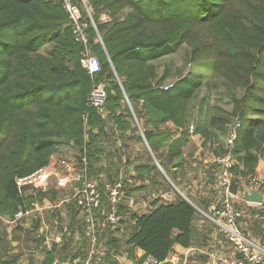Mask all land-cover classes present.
<instances>
[{
    "label": "trees",
    "instance_id": "16d2710c",
    "mask_svg": "<svg viewBox=\"0 0 264 264\" xmlns=\"http://www.w3.org/2000/svg\"><path fill=\"white\" fill-rule=\"evenodd\" d=\"M232 2L87 0L96 26L87 27L89 46L100 63V70L89 75L80 63L84 47L74 39L73 20L62 0H0V222L2 218L12 219L18 210L28 209L35 200L42 203L49 199L58 205L47 211L49 214L57 218V208L65 212L67 221L59 220L60 231L69 230L71 234L65 237V245L71 243L75 232L81 241V247L74 253L69 249L64 259L85 256L90 243L83 234L84 222L76 203L62 200L58 204L60 198L72 194L73 187H58L54 178L50 182L54 186L46 195L42 188L24 187L19 192L16 185L17 178L47 166L53 155L68 147L76 151L74 165L86 167L87 175L98 179L101 186L105 180H123L126 195L120 204V226L113 230L104 223L97 236V247L107 252L105 262L118 264L112 253L125 254L127 264H142L147 257L160 263L175 245L186 248L203 243L193 227L198 216L193 202L204 210L208 202L203 196L200 201H193L190 195L186 200L177 193L173 201L157 196L143 211L133 210L126 200L140 192L145 196L152 191L172 190L170 181L161 177V169L179 187L183 182L180 176L186 172L181 148L190 135L215 138L226 124H232L229 135L235 133L231 149L234 163L229 172L238 188L255 178L264 151V0L245 4L241 0L234 7ZM76 5L80 10L79 3ZM102 13H107V21H101ZM83 20L89 21L87 16ZM203 23L210 24L221 44L220 51L207 61L200 60L202 41L194 39L188 44V59L194 67L187 72L186 67L178 69L170 82L171 57L188 40L191 26ZM208 61L212 73L240 89V93L230 95L229 108L221 114L203 117L197 130L193 102L205 85ZM97 83L104 84L107 94L104 117L88 103ZM204 100L201 97L197 105ZM133 115L142 119L143 125L141 133L132 135L130 131L136 129ZM168 123L180 129L178 137L167 129ZM114 135L119 154L111 163L109 140ZM129 141H139L147 153L130 160ZM226 152L227 144L220 156ZM110 168L116 174H111ZM132 171L137 175L134 179ZM159 175L160 180L155 177ZM146 178L150 187L144 183ZM258 186L264 192V183ZM101 193L106 209L107 197L102 188ZM96 217L102 220L104 216L97 213ZM40 224L41 219L35 220L36 232ZM249 229L264 243V228L258 222L252 221ZM38 238L34 241L41 243ZM51 250L54 252L55 247ZM52 261L46 259L45 264ZM15 262L16 258H0V264Z\"/></svg>",
    "mask_w": 264,
    "mask_h": 264
},
{
    "label": "built area",
    "instance_id": "2783aa9c",
    "mask_svg": "<svg viewBox=\"0 0 264 264\" xmlns=\"http://www.w3.org/2000/svg\"><path fill=\"white\" fill-rule=\"evenodd\" d=\"M63 5L67 8L70 16L73 20V35L74 39L83 45L84 51L82 53L80 63L85 71L89 75H94L100 70V63L97 57L93 54L91 47L89 46V36L87 33V27L89 24L96 29L95 22L91 15V10L87 4V0H62ZM76 3H79L87 14L89 21H84L81 16V10L77 8ZM101 21H107L109 19L107 13L100 15ZM98 40L101 41L99 35ZM170 85L165 86L166 89ZM107 94L103 83H97L93 86L88 103L104 117L106 115L105 102ZM190 132L193 131V125L189 126ZM235 133L232 131L227 139V152L225 155L220 156L214 160L215 164L221 165L219 172V186L221 188L220 196L211 200L206 209L202 210L196 207L203 217L212 223L214 227L224 236L225 241L231 247V252L228 254H216L211 253L210 264H264V243L260 238L251 236L246 228L241 226L239 219L242 216V210L236 206L235 199L238 194L232 195L229 191L230 176L229 167L234 163V159L231 156V149L233 147V139ZM73 166V171L68 170L69 166H66V170L54 169V167L47 166L41 167L31 174L17 178L16 185L21 192L24 187H31L34 189H44L48 186L52 179L56 178V185L58 187H66L71 185L73 192L67 196L62 202L74 201L79 210V215L83 218L84 231L83 234L89 241L86 252L83 257H76L72 260H55L52 264H109L105 262L104 257L107 255L105 249L97 247V236L100 233L104 223H108L111 229L116 230L120 226L122 216L120 214V204L125 200V191L123 180L119 178L116 182L111 183L105 180L101 184L98 179L89 177L87 175V169L77 168ZM254 188H260L258 185L260 182L254 178L251 181ZM101 188L105 191L107 197L106 209L102 203ZM43 201L39 203L37 200L32 202L31 206L26 210H18L12 219H9L10 223L16 224L22 222L26 217L34 212H41L44 210L51 211L58 205H51ZM100 213L104 216L102 220L96 217V214ZM69 236V234H68ZM52 243L60 244L62 236H55L48 239ZM110 256L118 262V264H127L126 255H115L110 253ZM166 264H176L175 261L169 263L166 260ZM142 264H159V262L153 260L151 257H147Z\"/></svg>",
    "mask_w": 264,
    "mask_h": 264
},
{
    "label": "rangeland",
    "instance_id": "374dc122",
    "mask_svg": "<svg viewBox=\"0 0 264 264\" xmlns=\"http://www.w3.org/2000/svg\"><path fill=\"white\" fill-rule=\"evenodd\" d=\"M250 1L251 0H242V2H244L243 4H245L247 2H250ZM240 3H241V0H233L231 5L233 7L234 6H239ZM80 10H81V16H82V19H83V16L85 17V16H87V14L84 12V9H83V7L81 5H80ZM194 39H198V40L202 41V43L200 44V47H199L200 60L207 61V60H209L208 57L217 56V53L221 49L220 42L212 34V28H211L210 24L203 23V24H197V25L191 26V28H190V30L188 32V40L186 42H184L182 44V47L178 50V52L176 54H174L173 57H171L172 60H173V71H172L173 76L170 78V82L175 80V77L177 75V70L178 69H181V71H183L184 68L186 67L184 71L187 72L188 70H190V69H192L194 67L195 63L189 62V59H188V51H190V46H189L190 44L189 43H192V41ZM204 42L206 44H203ZM186 62H188V64H186ZM189 63H191V64L193 63V64L190 65ZM209 63H210V61L205 63L206 65H208V69H209L208 72H204V74L206 73L205 74V78L206 79L204 80L205 85H202L200 87V89L198 91V94H197V97H196V99L193 102V104H194L193 110H194V112L197 111V115L195 116V120L193 122L196 123L197 130H199V128L201 126V119L203 117H205V116L209 117L212 114H219V113L221 114L222 110L229 108V101L231 100L230 95L233 94L234 92H238V94L240 93V89L238 90V88H236L237 89L236 90L229 83L225 82L221 76L213 74L212 71L210 70ZM201 97H204L205 100L202 102V104L200 103L199 105H197L198 104V100ZM196 106H197V108H196ZM130 110H132L131 107H130ZM131 112H132V114L134 113L133 110ZM134 118H135V120L133 119V121H134V125H135L136 129H134L133 132L130 131V133L132 135H133V133H136V132H137V134L141 133L140 129H141V126L143 125V120L142 119L138 120L136 118V116H134ZM198 119H200V121ZM166 126L168 127L167 128L168 130H171L173 132V134H177L180 131V129H177L176 127L172 126L170 123L166 124ZM231 127H232V124H228V125L226 124V126H223L222 127L223 130L220 131L219 133H217V135L215 136L216 140L221 142V143L226 144L227 143V139L229 137V131H230ZM117 134H118L117 135L118 139L121 142L122 140L120 139V133H117ZM129 135L130 134H126V136H129ZM134 135H136V134H134ZM114 138H115V135L111 136L110 140H109V145L111 146L110 150H109V154H110L109 157L112 160L111 163L116 162V160L118 159L117 155L119 154L118 149H116L117 145H116V142H115ZM121 138L123 139L122 136H121ZM195 139L197 141H199V145L204 149L203 151H201L202 152L201 153L202 156H200L201 158H198L199 156L197 158H195L196 163H198V164L200 163L201 164L202 160H204V161H207V162H205L206 165H210L209 162H208L209 158H207V159L203 158L204 157L203 156L204 153L209 151V149H208L209 148V139H207L205 136H203L201 134H200V136L197 135ZM136 143L134 145V143H131L129 141L128 142V145H129L128 148L129 149H128L127 152H130V154H131V150H132V151L136 152L135 154L144 155L143 147L140 148L138 142H136ZM138 148L140 150L137 151ZM145 148H147V147L145 146ZM191 148H192V144H186L185 143L182 146L181 149H182V151H184L186 153ZM147 151H148V149H147ZM75 152L76 151H74L73 149L68 148V147L67 148H62V150L60 151V153L58 155H55V157L51 158V162L53 163V165L55 164L54 166H55V168L57 170L58 169L66 170L65 166H69L68 170L73 171V166L72 165H74L76 163L75 160H74ZM145 152H146V150H145ZM262 153H264V151H262ZM152 157L155 158L153 155H152ZM155 161H156V159H155ZM208 167H210V169H212L213 171L204 172V173H200V171H199V172H197V174H196L197 176L196 177H193L194 173L192 171H186L184 174H182L180 176V179L183 182H182V184L180 182V185H179L180 188H182V186H183L182 189L185 190V188L187 187V184H193L194 180L202 183L203 185L198 188V193H200V195L204 197L203 199L206 201L205 203H207L208 201L212 200L210 195H211V193L215 194V191H216L213 188H210L209 185H206L205 182L209 181V173L217 172V174H219L220 169H221V165L213 164V165H210ZM161 171H163V173L161 172L162 173L161 177H165L168 180V182L170 181L169 183H170V185L172 187V191L174 193H177V190H175L177 188L174 187L175 185L172 184L173 182L169 179L168 175L165 173L164 170L161 169ZM58 172H59V170H58ZM109 172L111 174H116L114 168H110ZM124 174H126V171L123 172V175ZM155 177L157 179H159V180L161 179L160 175H159V177L158 176H155ZM53 184H54V182L49 183L48 186H45L43 191L46 192V195H47L48 189L50 187L54 186ZM251 189H255V188L253 187V184H251L250 182H246V183L241 184L239 186V188H238L239 196H238V198L235 199L236 206L240 210H242V216L239 219V222L241 223V226L243 228H246L248 230H249V228H247L245 226V223L250 222L249 221V219H250L249 215H252V214L253 215H262L263 214L264 215V209L262 210L260 208V204H258V203L251 204V203L246 202L243 199V192L244 191H250ZM161 193H162L161 191H154V192L152 191L150 193H146L145 196H143L142 194H139L138 196L131 197L130 199L128 197V199L126 200V203L128 205L131 204L132 209L135 210V211H140V210L143 211V210H146V207H149V201H151L152 198H154V197H157V196L161 197L160 196ZM206 193H208L207 196H205ZM185 195L186 196L189 195V193L186 190H185ZM67 196L63 197L62 199L60 198V200H59L60 202L58 204H61L62 203L61 201L64 200ZM219 196H220V193L216 197H219ZM43 201H45L48 205H51V202H50L49 199L48 200L47 199H43ZM43 201H42V203H43ZM34 213H36V212H34ZM64 213H62V209L61 208H57V215H56L57 218H55V219L51 218V220L49 222H47V224H46L47 225V229H45L44 231H47L45 233L48 234L47 237L49 239L51 238L50 236H54L55 237V236H60V234H62V236L66 235V233H64V234L61 233V231H60L61 228L60 227H61L62 223L59 221L60 219L65 220V218H64L65 214ZM3 219H1V222H0V246L2 247L1 251L2 250L5 251V249H4V248H6L5 245L7 243H9V241L7 240L8 239V235L11 234V233L13 234L12 241H14L15 243L19 244L20 246L19 245L18 246L15 245V247H13V246L7 247L8 249H12V247H13V248H16V249L19 248L18 250H20L22 245H29V244L36 243L34 240L37 237L42 238L43 240L45 239L44 232H43V235H41V234H39V233H37L35 231V228H34L35 220L33 218H31L28 222H24L23 221L21 223L22 226L13 224V226H11V227H9L7 225V223ZM66 221L67 220H65V222ZM255 222H258V220L256 218L253 219V224ZM259 225H260V223L258 224V226ZM123 228L124 227H122L121 229H123ZM122 231H121V233H122ZM251 231H252V229H251ZM218 233H219V231H218ZM249 234L251 236H254L253 233H249ZM73 236H74V239H72V241L70 240L71 243L69 242V245L67 246V251L65 250L64 252H62L63 250H61L62 253L59 254V256L61 255L62 258L58 257L59 260L64 259V256H69L70 252H69L68 248L70 246L73 247V248H70V250H73V253H74L75 249H77L79 246L81 247V241L77 240L78 237H79L77 232H75ZM219 236L224 241V237H222V234H219ZM254 237L259 238L257 236H254ZM68 239H67V241H68ZM75 242H80V243H75ZM51 243L52 242L49 241V245ZM75 244L77 245V247H76ZM86 254H87V252L85 253V255ZM176 254L178 255V253H176ZM172 255L170 256V258H167L166 260L169 263H172L173 261H175L176 264H177L178 263L177 260L179 259V257L177 256V258L175 257L176 259H173L174 255L173 256ZM67 260H69V259H67Z\"/></svg>",
    "mask_w": 264,
    "mask_h": 264
},
{
    "label": "crops",
    "instance_id": "0c3cea01",
    "mask_svg": "<svg viewBox=\"0 0 264 264\" xmlns=\"http://www.w3.org/2000/svg\"><path fill=\"white\" fill-rule=\"evenodd\" d=\"M127 134H129V132H127ZM197 135L200 136V134H192L188 138L186 144H192V148L189 151H187L186 153L184 151L182 153V156L185 159V163L182 165L183 169L186 171H192L194 173L193 177H196L197 176L196 174L199 171H200V173L213 171L208 166L215 164L214 160L216 158L220 157L222 150L225 149L224 143H221L219 141H215V138L211 137L209 139V148H208L209 151L204 153V155H203L204 156L203 158H205V159L209 158L208 162L210 165H206L205 162H207V161H204V160H202L201 164L200 163L198 164V163H196L195 158H197L198 156H199L198 158H201L200 157V156H202L201 151H203L204 149L199 145V141H197L195 139ZM178 136H179V132L177 134L173 135V137H175V138ZM136 142H138L140 148L143 147V150H144L143 153H145V149H144L143 144L140 143L139 141H134V145ZM138 150H140V149L138 148L137 151ZM135 153L136 152L131 150V154L129 155L130 160H134V159H136V157L139 156L138 154H135ZM52 157H55V155H53ZM49 165L54 167V169H56L54 166L55 164L53 165L51 160H50ZM134 165H135V163L130 165L131 170L134 169ZM215 165H217V164H215ZM65 168H66V166H65ZM170 169L175 170L176 168L170 167ZM136 176H137L136 172L132 171L131 177L134 179V178H136ZM255 178L260 183H264V153L261 154V157L259 158V161L257 163ZM144 183L147 185V187L151 186V184L147 180V178H146V181H144ZM137 184H139V183H137ZM205 184L209 185L210 188H213L214 190L217 191V192L215 191V194L211 193V195H210L212 200H213L214 198H216V196L219 195V193L221 191V188L219 186V174H217V172L209 173V181L205 182ZM202 185H203L202 183L195 181V180L193 181V184H187V187L185 188V190L189 193L190 198H192L193 201L195 199L197 201L201 200V198H199L200 193H198V188ZM174 187L177 188L175 190H177L178 195H180L183 198H185L186 200H188V197L185 195V190L182 189L183 186H182V188H180V186L179 187L174 186ZM260 191H261V189H260ZM261 193L264 196V193L262 191H261ZM137 194H139V193H137ZM140 194H141V192H140ZM207 195H208V193H206L205 196H207ZM160 196H161V198H163L166 201H173L176 198V193H174L172 190H169V191L167 190V191H163ZM210 201H208V203ZM193 203H194L193 206L196 208L195 202H193ZM248 203H250V202H248ZM251 204H254V203H251ZM207 205L208 204L205 205V207H204L205 209H206ZM146 208H148V207H146ZM260 208L262 210L264 209V203L260 204ZM51 214H53V215H51ZM198 216L193 221V227L196 231L197 236L201 239V241H203V243H201V244L195 243V244H192L190 247H186V248L181 247L179 245H175L173 252L169 255L168 258H170V256L174 253L173 254L174 256L172 255L174 257L173 259H176L177 256L179 257V259L177 260L178 261L177 264H210V259H211L210 254L211 253H216V254L221 255V254H228L231 252V249H230L231 247L228 245V243L225 241V239L223 241L221 239V237L219 236V234H221V233L220 232L218 233L217 229L213 225H210L208 223V221L203 217V215L200 212H198ZM249 216H250V219H249L250 222L245 223V226L247 228L250 227V223H252L253 219H255V218L258 220V224L260 223L259 227L264 228V215L263 214L262 215H252V219H251V215H249ZM31 217L34 218L35 220H38V218L41 219V224L39 225L37 232L41 235H43V232H44L45 239L43 240L42 238H38L41 241V243L22 245L21 249L18 250L19 248L16 249L13 247H15V245L18 246L19 244L12 241L13 234L8 233L9 235H8L7 240L9 241V243H7L5 245L6 246V248H4L5 251H3V250L1 251L2 247L0 246V258L2 260H7L8 257H11V258H16L15 264H45L46 259H52L53 258V261L59 260L58 257H61V255L59 256V254H61L62 252L65 251V249H67L68 245H65L64 242H65V237H68V234H69V236H71L69 230H67L65 232L66 233L65 236H62V234H60L62 236V238L64 237V240H61L60 244L54 243V244H56L55 246H53V243H51L50 245L48 244V239H49L47 237L48 234L45 233L47 231H44V230L47 229V225H46L47 222H49L51 220V218L52 219L56 218L54 213L51 212L49 214L47 212V210H44L41 212H36V213L29 215L23 221L28 222L31 219ZM3 220L7 223V225L9 227L13 226V224H14V223H10L8 218H4ZM21 223H20V225L22 226ZM248 232L252 233V231L250 229L248 230ZM61 233H63V232H61ZM50 237L53 238L54 236H50ZM222 237H224V236L222 235ZM196 240L194 239V242ZM260 240H261V237H260ZM11 246H13L12 249L7 248V247H11ZM53 247H55V251L50 253L49 251H52L51 249ZM70 248H72V247L70 246L68 249H70ZM61 250H63V251L61 252ZM176 253H178V255ZM65 260H67V259H64L62 261H65ZM69 260H70V258H69ZM53 261H52V263H53Z\"/></svg>",
    "mask_w": 264,
    "mask_h": 264
},
{
    "label": "water",
    "instance_id": "95a60500",
    "mask_svg": "<svg viewBox=\"0 0 264 264\" xmlns=\"http://www.w3.org/2000/svg\"><path fill=\"white\" fill-rule=\"evenodd\" d=\"M228 191L232 194V195H237L238 194V185L235 182L233 176H230V184H229V188ZM243 199L246 202H250V203H258V204H262L264 202V196L260 191V188H255V189H251L250 191H244L243 192ZM166 260L160 262L159 264H166Z\"/></svg>",
    "mask_w": 264,
    "mask_h": 264
}]
</instances>
